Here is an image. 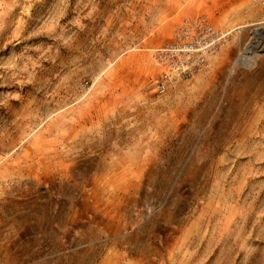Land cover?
Instances as JSON below:
<instances>
[{"label": "rangeland", "instance_id": "rangeland-1", "mask_svg": "<svg viewBox=\"0 0 264 264\" xmlns=\"http://www.w3.org/2000/svg\"><path fill=\"white\" fill-rule=\"evenodd\" d=\"M0 264H264V0H0Z\"/></svg>", "mask_w": 264, "mask_h": 264}, {"label": "built area", "instance_id": "built-area-1", "mask_svg": "<svg viewBox=\"0 0 264 264\" xmlns=\"http://www.w3.org/2000/svg\"><path fill=\"white\" fill-rule=\"evenodd\" d=\"M222 38L205 18L184 19L175 31L174 42L156 53L157 60L166 68L162 87L177 77L197 71Z\"/></svg>", "mask_w": 264, "mask_h": 264}]
</instances>
